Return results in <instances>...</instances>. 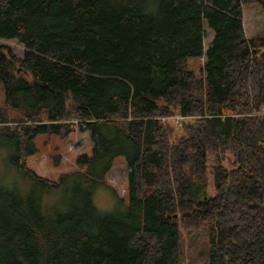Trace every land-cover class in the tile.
Masks as SVG:
<instances>
[{
  "label": "trees",
  "instance_id": "trees-1",
  "mask_svg": "<svg viewBox=\"0 0 264 264\" xmlns=\"http://www.w3.org/2000/svg\"><path fill=\"white\" fill-rule=\"evenodd\" d=\"M253 2L264 11V0H0V39L24 46L19 58L0 45V146L22 177L0 172V264H179V217L206 227L204 264H264V36L243 26ZM75 131L91 140L76 169L51 180L28 167L37 135ZM119 156L123 208L100 213L93 191Z\"/></svg>",
  "mask_w": 264,
  "mask_h": 264
},
{
  "label": "rangeland",
  "instance_id": "rangeland-1",
  "mask_svg": "<svg viewBox=\"0 0 264 264\" xmlns=\"http://www.w3.org/2000/svg\"><path fill=\"white\" fill-rule=\"evenodd\" d=\"M243 26L248 37L264 36V11L259 2L243 6ZM204 32L203 46L205 49L213 32L206 24H204ZM0 45L9 47L19 58L23 56L24 46L15 39H0ZM202 61L203 58L199 59L195 56L187 58L189 69L196 74H201ZM4 101L5 94L0 83V106L4 105ZM34 142L38 150L36 154L28 157L27 165L38 175L51 180H56L62 172L76 169L77 155L89 154L91 149V140L87 131H75L66 138L53 134H39ZM7 154V149L0 146V172L18 176L19 174L8 165ZM126 177L127 166L123 156H119L106 174L104 184H98L93 191V199L100 213H114L123 208L118 199L125 197ZM210 185L211 181H209L207 195L214 193ZM184 217H190V213H185ZM177 223L180 244L179 264H204L210 242L206 227L202 223L197 226L186 224L181 217L177 219Z\"/></svg>",
  "mask_w": 264,
  "mask_h": 264
},
{
  "label": "built area",
  "instance_id": "built-area-1",
  "mask_svg": "<svg viewBox=\"0 0 264 264\" xmlns=\"http://www.w3.org/2000/svg\"><path fill=\"white\" fill-rule=\"evenodd\" d=\"M174 122L177 123L179 121V117H174Z\"/></svg>",
  "mask_w": 264,
  "mask_h": 264
},
{
  "label": "water",
  "instance_id": "water-1",
  "mask_svg": "<svg viewBox=\"0 0 264 264\" xmlns=\"http://www.w3.org/2000/svg\"><path fill=\"white\" fill-rule=\"evenodd\" d=\"M177 215L176 214H174V217H176Z\"/></svg>",
  "mask_w": 264,
  "mask_h": 264
}]
</instances>
